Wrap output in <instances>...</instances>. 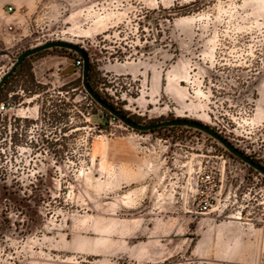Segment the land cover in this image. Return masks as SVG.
Returning <instances> with one entry per match:
<instances>
[{"label": "rangeland", "instance_id": "374dc122", "mask_svg": "<svg viewBox=\"0 0 264 264\" xmlns=\"http://www.w3.org/2000/svg\"><path fill=\"white\" fill-rule=\"evenodd\" d=\"M60 40L85 50L90 87L129 119L197 121L264 167V0H0V78L23 51ZM76 56L43 50L4 84L0 100L47 84L52 105L60 86L62 155L55 172L49 159L43 202L17 168L28 158L12 190L0 182V264H261L264 227L230 218L249 190L237 186L243 167L228 211L193 215L187 175L224 148L87 107Z\"/></svg>", "mask_w": 264, "mask_h": 264}, {"label": "flooded vegetation", "instance_id": "af4514ba", "mask_svg": "<svg viewBox=\"0 0 264 264\" xmlns=\"http://www.w3.org/2000/svg\"><path fill=\"white\" fill-rule=\"evenodd\" d=\"M42 85L33 90L26 89V92H19V88L13 87L7 93L8 99L0 100L7 107L0 114V182L6 183L12 190L16 172L14 165L22 158H28L22 167L18 165L17 168L22 169L21 173L25 170L26 176L31 179L28 181L27 196L31 195L35 204L44 201L46 185L52 179L49 159L53 158L55 172L56 164L60 169L62 155L60 86L55 88L52 105L51 88L47 84ZM4 86L0 88V98ZM36 90L40 92L35 94ZM35 97H40L39 103L33 102Z\"/></svg>", "mask_w": 264, "mask_h": 264}, {"label": "built area", "instance_id": "2783aa9c", "mask_svg": "<svg viewBox=\"0 0 264 264\" xmlns=\"http://www.w3.org/2000/svg\"><path fill=\"white\" fill-rule=\"evenodd\" d=\"M10 11L11 7L8 6L6 12ZM6 30L11 31L12 26L7 25ZM82 63V59L79 56L72 60L73 67L78 70H81ZM82 99L87 107H91L94 104L86 92H84ZM5 105L4 102L0 103V114L7 108ZM194 132L196 140L206 142L207 139H210L209 136L202 132ZM212 141L215 140L213 139ZM225 151L227 150L224 149L221 152L215 148L210 149L209 152H212V154L209 156L205 155L204 157L207 158H202L195 169L188 173L186 183L189 188V200L187 201V207L191 209L190 212L195 216L207 214L213 208L218 209L220 206L221 213L228 211L230 203L232 202L233 205L236 202L232 173L238 164L243 167V176L237 186L247 185L250 191L248 190L247 193L242 194L240 202L244 203H241L239 210L235 212V217L241 220L242 216H245L246 221H242L264 227V176L231 155L228 151L231 156ZM247 169H251L253 173H248ZM252 190L251 198H249L248 195H250ZM260 262L264 264V251L261 254Z\"/></svg>", "mask_w": 264, "mask_h": 264}, {"label": "water", "instance_id": "95a60500", "mask_svg": "<svg viewBox=\"0 0 264 264\" xmlns=\"http://www.w3.org/2000/svg\"><path fill=\"white\" fill-rule=\"evenodd\" d=\"M50 48H61V49H67L70 51L75 52L79 55V57L82 59V68H81V84L85 92L88 94V96L95 102L98 106H100L102 109L107 111L111 116L116 118L117 120L121 121L126 127L135 130V131H150L154 129H158L161 127H189L196 129L210 138L217 141L225 150H227L231 155L242 161L243 163L247 164L252 169L256 170L260 174L264 176V167L259 165L258 163L254 162L251 158L246 156L243 152H241L239 149L235 148L231 143H229L224 137H222L220 134H218L216 131L212 130L211 128L197 122L194 120H188V119H173V120H165L160 121L156 123L151 124H141L137 123L131 119H129L124 114L117 111L115 108H113L111 105L106 103L104 100H102L89 86L88 84V71H89V59L88 55L81 48L80 46L65 42V41H49L46 43H43L38 46H34L32 48H29L22 53H20L15 61L11 64L9 69L1 76L0 78V88L5 84L7 78L12 74V72L17 69L22 62L29 58L32 55H35L43 50L50 49Z\"/></svg>", "mask_w": 264, "mask_h": 264}, {"label": "trees", "instance_id": "16d2710c", "mask_svg": "<svg viewBox=\"0 0 264 264\" xmlns=\"http://www.w3.org/2000/svg\"><path fill=\"white\" fill-rule=\"evenodd\" d=\"M42 52V51H41ZM40 53V52H39ZM38 54V53H37ZM26 60V59H25ZM25 60L22 62V64L18 67V68H20L22 65H23V63L25 62ZM17 68V69H18ZM90 75H91V69H90V65H89V71H88V77H87V80H88V84H89V86H90ZM113 107V106H112ZM114 108V107H113ZM175 126H170V127H161V128H158V129H164V128H174ZM155 130H157V129H154V130H150L151 132L152 131H155ZM139 132V131H138ZM142 133V132H141Z\"/></svg>", "mask_w": 264, "mask_h": 264}, {"label": "bare ground", "instance_id": "6f19581e", "mask_svg": "<svg viewBox=\"0 0 264 264\" xmlns=\"http://www.w3.org/2000/svg\"><path fill=\"white\" fill-rule=\"evenodd\" d=\"M230 218H232L234 220H240V218H237V217H230Z\"/></svg>", "mask_w": 264, "mask_h": 264}]
</instances>
